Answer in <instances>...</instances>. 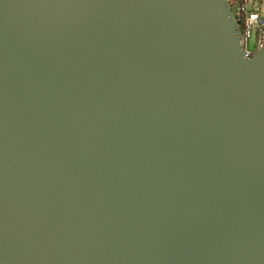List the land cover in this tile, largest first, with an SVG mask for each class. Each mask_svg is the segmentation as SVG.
<instances>
[{
	"label": "water",
	"instance_id": "obj_1",
	"mask_svg": "<svg viewBox=\"0 0 264 264\" xmlns=\"http://www.w3.org/2000/svg\"><path fill=\"white\" fill-rule=\"evenodd\" d=\"M227 0H0V264H264V46Z\"/></svg>",
	"mask_w": 264,
	"mask_h": 264
},
{
	"label": "built area",
	"instance_id": "obj_2",
	"mask_svg": "<svg viewBox=\"0 0 264 264\" xmlns=\"http://www.w3.org/2000/svg\"><path fill=\"white\" fill-rule=\"evenodd\" d=\"M238 25L244 58L254 57L264 46V14L253 8L249 0H227ZM231 5H235L232 11Z\"/></svg>",
	"mask_w": 264,
	"mask_h": 264
},
{
	"label": "rangeland",
	"instance_id": "obj_3",
	"mask_svg": "<svg viewBox=\"0 0 264 264\" xmlns=\"http://www.w3.org/2000/svg\"><path fill=\"white\" fill-rule=\"evenodd\" d=\"M252 2L253 8L260 12V14H264V0H249ZM232 11H235L236 6L231 5Z\"/></svg>",
	"mask_w": 264,
	"mask_h": 264
}]
</instances>
